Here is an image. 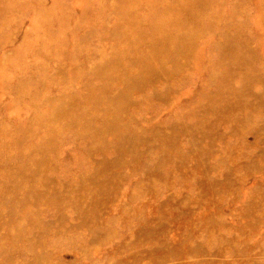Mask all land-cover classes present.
<instances>
[{
    "label": "rangeland",
    "instance_id": "1",
    "mask_svg": "<svg viewBox=\"0 0 264 264\" xmlns=\"http://www.w3.org/2000/svg\"><path fill=\"white\" fill-rule=\"evenodd\" d=\"M0 264H264V0H0Z\"/></svg>",
    "mask_w": 264,
    "mask_h": 264
},
{
    "label": "bare ground",
    "instance_id": "2",
    "mask_svg": "<svg viewBox=\"0 0 264 264\" xmlns=\"http://www.w3.org/2000/svg\"><path fill=\"white\" fill-rule=\"evenodd\" d=\"M42 29H43V28H42ZM58 34H59V33H58ZM40 39H41V37H40ZM70 108H71V107H70ZM68 109H69V107H68ZM68 109H67V110H68ZM40 119H41V118H40ZM40 119H39V120H40ZM61 119H62V118H61ZM65 120H67V119H65ZM67 122H68V121H67ZM66 192H67V191H66Z\"/></svg>",
    "mask_w": 264,
    "mask_h": 264
}]
</instances>
